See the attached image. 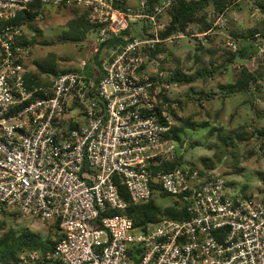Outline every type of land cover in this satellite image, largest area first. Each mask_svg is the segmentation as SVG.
<instances>
[{
  "label": "built area",
  "instance_id": "built-area-1",
  "mask_svg": "<svg viewBox=\"0 0 264 264\" xmlns=\"http://www.w3.org/2000/svg\"><path fill=\"white\" fill-rule=\"evenodd\" d=\"M175 1L0 0V215L59 225L54 250L19 264H264V189L247 196L193 166L164 168L180 155L176 124L148 66L158 45L186 37L161 36ZM36 2L89 11L98 84L70 71L27 86L32 46L19 17ZM224 26L219 17L197 36ZM155 185L189 217L137 229L126 210L149 202Z\"/></svg>",
  "mask_w": 264,
  "mask_h": 264
},
{
  "label": "rangeland",
  "instance_id": "rangeland-1",
  "mask_svg": "<svg viewBox=\"0 0 264 264\" xmlns=\"http://www.w3.org/2000/svg\"><path fill=\"white\" fill-rule=\"evenodd\" d=\"M260 2L264 0H241L222 17L225 26L215 33L197 36L192 27V35L161 45L155 66H148L162 79L176 115L183 120L175 124L182 129L183 144L177 145L184 165L193 166L205 177L226 178L233 191L253 197L264 189V11ZM71 9L81 8L47 7L32 28L25 29V35L34 42L28 69L40 74L44 82L50 83L54 76L42 74L38 63L58 72H81L86 78L93 70V83L98 77V68L93 66L96 34L89 32L85 40H77L69 25L75 17ZM207 11L210 19L214 18V9ZM165 22H169L168 16ZM240 48L247 49L252 58L228 63ZM243 66L263 76L249 93L229 94ZM185 122L197 127L189 128ZM158 204L165 208L172 201L159 200ZM2 225L5 231L29 230L44 239H55L52 224L25 217L17 209L0 215V228Z\"/></svg>",
  "mask_w": 264,
  "mask_h": 264
},
{
  "label": "trees",
  "instance_id": "trees-1",
  "mask_svg": "<svg viewBox=\"0 0 264 264\" xmlns=\"http://www.w3.org/2000/svg\"><path fill=\"white\" fill-rule=\"evenodd\" d=\"M240 1L241 0H176L168 11L167 15L169 22H167L166 30L161 34V36L163 38H167L178 32L187 36L188 34L192 35V27H194L198 34L207 33L214 28L217 18L225 17V15H227L232 8L239 6ZM259 4L260 8L264 11V2H260ZM211 7L214 9V18L212 19H210L207 11ZM71 10L75 15V17L69 22L72 30L71 34L76 36L77 40L83 41L86 39L89 32H94L95 30L89 22V11L83 9L84 15H80L79 13L82 8ZM44 11L45 8L40 5V2H36V4L32 6V11L26 15H21L19 17V21H24L25 27L30 29ZM137 35L143 36L141 32L137 33ZM234 38H237V35H234ZM22 40L26 44L32 45V43H34L33 40L29 39L26 35L23 36ZM262 40H264V34L261 37V41ZM160 47L161 45H158L157 48L150 54V59L157 58V55L160 52ZM99 58V54L94 55L93 66L97 67L98 71L102 72ZM236 58H240L241 60H250L252 57L248 54L247 49L245 50L244 48H240L238 53H232L228 63H234ZM37 66L42 74L53 76L58 74V71L54 67H46L39 63ZM39 75L40 74L33 72L28 73L26 75L27 86L30 88L50 86L52 81L50 83L44 82L41 75ZM91 76L93 77V70H91ZM262 76L263 75L260 73L257 75V73L249 72V70L243 66L238 75L237 82L234 85H231L229 94L249 93L252 86L259 83V78ZM101 78L102 75L99 74L96 79L97 84ZM177 79L181 81V78H178V75ZM152 80L161 86L159 97L170 105V115L174 119L175 123L176 121L183 122V120L176 115L168 90L162 86V79L159 75L154 74L152 76ZM185 126L194 129L197 127L196 124L189 122H185ZM181 131L182 129L176 125L174 126L173 139L182 146L183 141L180 136ZM184 163L182 155H179L172 164L166 165L164 168L167 172H171L184 165ZM201 175L204 176L203 174ZM120 192L122 197L128 202L129 197L124 187H120ZM166 199H170L172 204L163 208L158 204V201ZM126 214L133 219L134 225L137 229H145V227L149 224L160 222L163 218L186 220L189 217L183 204L178 199L171 197L162 191L158 185H155L152 199L149 202L139 205H129L126 210ZM53 226V229L55 230L54 236L58 237L59 225L56 223L53 224ZM0 229L2 230V236L0 237V264H19L21 257L24 254L34 251H40L43 254H46L47 252L54 250L56 246V242L52 237L44 239L41 235L29 230L17 233L11 228L5 231L4 225H2Z\"/></svg>",
  "mask_w": 264,
  "mask_h": 264
},
{
  "label": "crops",
  "instance_id": "crops-1",
  "mask_svg": "<svg viewBox=\"0 0 264 264\" xmlns=\"http://www.w3.org/2000/svg\"><path fill=\"white\" fill-rule=\"evenodd\" d=\"M84 8H82V10H81V12L79 13L80 15H84V10H83ZM86 10V9H85ZM140 26V28L142 27V25H139ZM26 29H28L29 30V28H27L26 27ZM92 32V31H91ZM93 34L95 33V31L94 32H92ZM96 34V33H95ZM96 38H97V35H96ZM95 41H96V39H95ZM94 41V42H95ZM99 74H101V71H98V76H99ZM97 76V75H96ZM87 79V81L90 83V82H93L92 80H93V77L91 76V77H89V78H86ZM96 83V82H95ZM255 195H259V194H255Z\"/></svg>",
  "mask_w": 264,
  "mask_h": 264
}]
</instances>
